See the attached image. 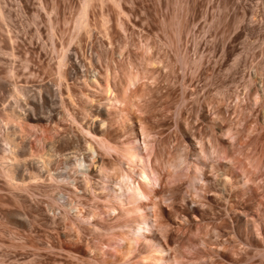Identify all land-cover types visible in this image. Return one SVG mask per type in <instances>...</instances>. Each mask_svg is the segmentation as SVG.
<instances>
[{
	"label": "rangeland",
	"instance_id": "1",
	"mask_svg": "<svg viewBox=\"0 0 264 264\" xmlns=\"http://www.w3.org/2000/svg\"><path fill=\"white\" fill-rule=\"evenodd\" d=\"M138 68L156 79L117 118L106 80ZM0 119V264H264V0H0ZM142 126L163 175L138 216L163 263L124 236L135 215L104 213L120 157L103 143Z\"/></svg>",
	"mask_w": 264,
	"mask_h": 264
},
{
	"label": "bare ground",
	"instance_id": "2",
	"mask_svg": "<svg viewBox=\"0 0 264 264\" xmlns=\"http://www.w3.org/2000/svg\"><path fill=\"white\" fill-rule=\"evenodd\" d=\"M86 2H87V0H86ZM83 8H85V6ZM84 12H85V10H84ZM81 17H82V15H81ZM65 51H67V50H65ZM65 56H66V54L64 52L63 57H62L63 60L65 59ZM145 57H147V56H145ZM141 59H142V57H141ZM138 62H139V60H138ZM147 62H149V61H147ZM141 63L142 62H140V64ZM140 67H142V65ZM140 69L136 70L135 72H132V70H131L132 73L129 74V80H128L129 84H127L124 87L122 86V90H120L119 88H118V90H116V85H115V81H116L115 79L116 78L115 77H116L117 73H115L116 74L115 76L113 74V76L110 78V81H109V79L106 80V89L108 88L107 91L109 89H112V87H113L112 91L115 90V93H113L114 95L112 93L109 94L106 91L107 92V99L106 100H107V102H110V104L112 102H114V104L116 105L114 110L117 113V118L122 119L127 115L133 114L134 109L137 107H140V104H139L140 101L142 99L144 100V97L145 98L147 97V96H145L146 90H148L147 86L152 85L154 83V79H156L157 75L153 74L151 77H149V75H151V73H149L150 71L147 72L148 70H146L145 68H144L145 69L144 71H142V70L140 71ZM115 72H116V70H115ZM139 83H142V87H141L142 91H140L141 89H138V90L140 92H142L144 95L140 94L141 96H139V95L136 96L135 95L136 91L138 93H139V91L138 90L135 91L136 88L134 89V86L136 87V84H139ZM2 87L4 88L5 91L6 90L9 91V87L6 84ZM132 89H134V90H132ZM40 108L41 107L37 105L36 107H34V111H26L24 114L16 111L15 109L5 108L4 110H5L6 115L8 114L11 116V119L13 118V119H17V120L18 119L19 120H38L37 119L38 114L35 112L39 111ZM137 109L140 110L139 108H137ZM1 120L2 119H0V121ZM14 121H16V120H14ZM5 123H7V121H5ZM229 131L231 132V129L228 130V132ZM152 139L153 138L151 136L150 131L148 129H146L144 126H142L140 133L136 137H134L132 139V141L126 143V145H124L122 147L116 146V144L112 145V143L110 144L108 142L105 143V141H104L103 144H106L105 148H107V149L109 148V150L113 149V151L118 150V156L120 157L119 163H118L119 165L115 166V170L112 168L110 170L111 175L109 174V176H108V177H110V176L114 177L115 176L114 173L116 172V173H119V174H117V175H119V177L118 176L114 177V179H112V180H111V177H110V179L108 177L106 178L107 180L110 181V186H109L108 192L106 193V195H104L105 201L108 204L107 205L108 207H106L104 213L111 215L116 210L115 209L116 207H120V208L125 207L127 209V215L128 216L135 215V217L132 218L131 221L129 222L128 226L126 225L125 227H123L126 229L125 234L123 233L124 236L128 237L129 240L131 239V241L134 243V245L136 242H138V243L141 242L144 245L148 246V248L150 250L152 249V251L155 252V255H157L156 257L159 256L156 263H163L162 254H161V253H163V251L159 245L158 246L155 245V243H154L155 242L154 241V235L155 234L151 231L152 228L154 227V225H153L154 223H152L151 219L148 216L147 217L146 216L145 217L144 216H138V213L142 212V210L144 208L148 207V206L144 205L146 196L148 198V196L153 195V193L155 192V189L159 186L158 185L159 179L163 175L160 173V171H158V169H156V167H154V168L150 167L149 168V166H148L149 159L151 158V155H152V147H151ZM103 140H104V138H103ZM103 144H102V146H104ZM26 145L27 144L24 145V142H23V145L21 143L20 146L18 147V149L19 148L20 149H23V148L26 149L27 148ZM100 145H101V141H100ZM107 145H108V147H107ZM17 146H18V144H17ZM51 147H53V146H51ZM207 147H210V148L212 147L210 145L209 141H208ZM53 150H54V147L52 148L51 151H53ZM20 151H22V150H20ZM28 151H29V149H28ZM202 151H203V148L201 145V146H199V151H198L197 155H195L194 161L196 164V168L194 169V174L192 175V178H191L192 180H191L190 186H192L193 183H195L198 179H200L201 173H200L199 167L204 166L206 163L201 159ZM210 151L213 152L212 150H210ZM104 153H106V152H104ZM15 156L17 157L18 154L14 153V157ZM14 157H12V158L16 159V157L15 158ZM145 160L147 161V164H145ZM173 160H174L173 162L175 163V167H176V165L180 167V165H182L184 163V161H182L181 157H176V159H173ZM29 162H27V166H24V167L25 168L28 167L30 169V173H31V172H33L32 170H35V167L33 164H31ZM170 164H172V161H171V163H169V161H167V163H165V165H168V167L166 166L167 168L171 167ZM2 165H4V164H2ZM76 165L79 168L83 167L82 161H77ZM165 165H163V167ZM251 165H252V162H251ZM173 166H174V164H173ZM2 167L5 169V171L12 178H14V176L17 175L15 173L17 170H13V168H15L16 166H14L12 164L11 165L5 164ZM166 167H164V168L166 169ZM160 170H162V169H160ZM111 171L112 172L115 171L113 173V175H112ZM170 171H173V170H170ZM175 172L176 171L172 172L173 174L169 173L168 175H170V176H167V178L168 177H174V176H175L174 178L178 177L179 176L178 174L174 175ZM160 174H161V176H160ZM245 174L242 173V175L239 176V181H238L240 183H243L244 185H246L248 183V180H250L249 178L251 177L250 173L247 174L245 172ZM23 178H22V180H23ZM25 178H27V177H25ZM17 180H18V178H17ZM225 182H227V180ZM107 185H109V184H107ZM126 185H127V187H126ZM125 187H126V189H125ZM187 188H189V187H187ZM164 263L170 264V262H164Z\"/></svg>",
	"mask_w": 264,
	"mask_h": 264
}]
</instances>
